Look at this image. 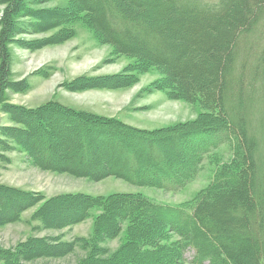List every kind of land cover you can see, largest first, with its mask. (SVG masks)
<instances>
[{
  "label": "trees",
  "instance_id": "obj_1",
  "mask_svg": "<svg viewBox=\"0 0 264 264\" xmlns=\"http://www.w3.org/2000/svg\"><path fill=\"white\" fill-rule=\"evenodd\" d=\"M0 0V162L21 147L41 169L100 181L114 176L138 186L178 191L205 163L207 185L179 205L140 193L46 197L0 183V225L37 206L32 229L65 228L92 218L90 236L69 242L29 236L0 248V264L59 258L75 246V264H264V0ZM18 17H24L21 19ZM87 27L115 56L133 60L118 74H82L61 84L68 91L121 89L156 69L146 91L198 102L204 111L185 122L141 129L84 109L47 101L37 107L8 102L6 90L27 92L11 80L7 46L35 51L72 38ZM25 40L19 34H44ZM39 73L46 75L45 71ZM95 212V213H93ZM114 250L100 246L118 238Z\"/></svg>",
  "mask_w": 264,
  "mask_h": 264
},
{
  "label": "rangeland",
  "instance_id": "obj_2",
  "mask_svg": "<svg viewBox=\"0 0 264 264\" xmlns=\"http://www.w3.org/2000/svg\"><path fill=\"white\" fill-rule=\"evenodd\" d=\"M68 0H48L44 3H28L33 8H50L66 5ZM0 4V17L3 10ZM24 17H18V19ZM44 34H19L13 38L25 40L44 38ZM10 54L11 80H27L30 88L27 92L6 90L8 102L25 107H37L53 100L66 106L84 109L108 117H117L124 123L141 128L157 129L178 122H185L197 116L204 108L198 103H189L182 99H171L162 90L146 91V87L160 73L153 69L140 75L134 84L121 89H90L72 92L61 86L82 74L92 76L121 73L133 59L126 55L115 56L109 45L97 42L92 32L82 25L76 26L75 35L59 45H49L32 51L15 42L7 46ZM39 71H45L43 75ZM15 125L7 113L0 112V126ZM9 163L0 162V183L22 191L40 192L46 197L60 193H83L89 195H108L112 193H140L153 201L179 205L193 199L196 193L205 187L211 175V167L205 163L195 179L178 191H167L152 186H138L114 176L100 181L86 177H77L68 173L54 172L34 166L21 147L5 151ZM37 206L21 213L18 221L0 225V248H12L25 241L29 236L57 238L69 242L78 237H89L92 218L65 228L32 229L38 221H29ZM95 213V212H93ZM118 238H106L100 246L114 250L121 242ZM194 251L185 252L184 264H192ZM86 255V251L75 246L74 252L57 258H38L30 264H75ZM207 264V263H204Z\"/></svg>",
  "mask_w": 264,
  "mask_h": 264
}]
</instances>
